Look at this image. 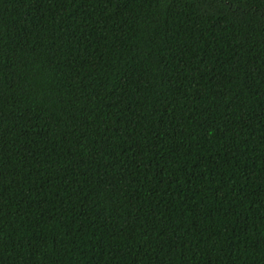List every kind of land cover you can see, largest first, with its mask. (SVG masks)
<instances>
[{
  "label": "trees",
  "instance_id": "obj_1",
  "mask_svg": "<svg viewBox=\"0 0 264 264\" xmlns=\"http://www.w3.org/2000/svg\"><path fill=\"white\" fill-rule=\"evenodd\" d=\"M0 264H264V0H0Z\"/></svg>",
  "mask_w": 264,
  "mask_h": 264
}]
</instances>
